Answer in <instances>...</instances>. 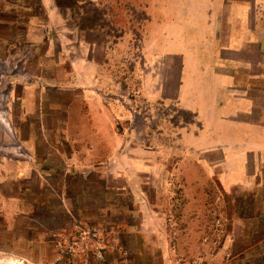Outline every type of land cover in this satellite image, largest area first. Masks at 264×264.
Returning <instances> with one entry per match:
<instances>
[{
  "label": "rangeland",
  "instance_id": "rangeland-1",
  "mask_svg": "<svg viewBox=\"0 0 264 264\" xmlns=\"http://www.w3.org/2000/svg\"><path fill=\"white\" fill-rule=\"evenodd\" d=\"M245 1L246 43L222 55L226 69L238 62L262 75L248 92L264 122V0ZM157 9L154 0H0V260L264 264V157L249 158L251 181L224 187L185 150L177 127L192 115L165 98L179 62L155 49ZM217 21L200 43L207 53L211 38L225 45L233 31ZM102 131L118 134L117 158L101 150ZM128 149L148 152L150 170L130 166Z\"/></svg>",
  "mask_w": 264,
  "mask_h": 264
},
{
  "label": "crops",
  "instance_id": "crops-1",
  "mask_svg": "<svg viewBox=\"0 0 264 264\" xmlns=\"http://www.w3.org/2000/svg\"><path fill=\"white\" fill-rule=\"evenodd\" d=\"M154 1L158 3L156 12L161 15L155 26L162 30L157 36L158 41H153L157 45L155 49L160 56L168 55L179 62L174 75V95L165 98L192 115L191 121L178 125V138L185 144L189 155L197 157L199 165L206 173L214 175L222 186L248 183L251 181L248 177L249 158L264 157V122L252 118L256 104L248 92L250 86L257 87L261 83L262 75L242 73L238 62L233 71L226 69L232 62H228L222 52L230 49V43L234 50H240L245 45L248 33L246 14L250 5L245 0ZM180 13L188 15L179 16ZM218 18L229 23L233 31L225 45L216 37L211 38L212 51L207 53L204 50L207 45L202 47L200 43H207V23H211L210 28H216ZM196 27L198 33L191 34ZM166 28H173L174 31L167 35ZM192 36L198 39L190 42ZM195 43L199 51L195 49ZM85 60L84 66L87 68L90 61ZM258 88L261 90V85ZM98 117H107L106 112L101 111ZM102 134L100 141L110 143L107 148L102 145L101 150L105 153L109 148L111 156L108 157L117 158L118 134L117 137L111 134L107 138L105 132L102 131ZM101 150L98 149V153ZM213 151L218 152L221 159L207 160L206 156ZM148 156V152L141 154L127 150L128 164L141 171L150 170ZM85 162L86 159L74 165L79 167Z\"/></svg>",
  "mask_w": 264,
  "mask_h": 264
},
{
  "label": "built area",
  "instance_id": "built-area-1",
  "mask_svg": "<svg viewBox=\"0 0 264 264\" xmlns=\"http://www.w3.org/2000/svg\"><path fill=\"white\" fill-rule=\"evenodd\" d=\"M88 232L93 234L95 237L100 233L99 228H95V227L88 228ZM95 254L98 258L97 259L98 261L103 260V256H102L99 249L96 250ZM37 264H60V263H59V258H56L55 261H53V262L37 263Z\"/></svg>",
  "mask_w": 264,
  "mask_h": 264
},
{
  "label": "bare ground",
  "instance_id": "bare-ground-1",
  "mask_svg": "<svg viewBox=\"0 0 264 264\" xmlns=\"http://www.w3.org/2000/svg\"><path fill=\"white\" fill-rule=\"evenodd\" d=\"M2 128V125H1ZM0 264H23L20 261L14 260V259H8V260H0Z\"/></svg>",
  "mask_w": 264,
  "mask_h": 264
},
{
  "label": "trees",
  "instance_id": "trees-1",
  "mask_svg": "<svg viewBox=\"0 0 264 264\" xmlns=\"http://www.w3.org/2000/svg\"><path fill=\"white\" fill-rule=\"evenodd\" d=\"M57 2V1H56ZM59 4V2H57Z\"/></svg>",
  "mask_w": 264,
  "mask_h": 264
}]
</instances>
